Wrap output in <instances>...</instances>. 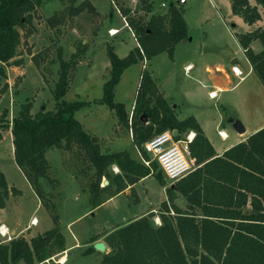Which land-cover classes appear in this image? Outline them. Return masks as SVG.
Instances as JSON below:
<instances>
[{
    "label": "trees",
    "instance_id": "trees-1",
    "mask_svg": "<svg viewBox=\"0 0 264 264\" xmlns=\"http://www.w3.org/2000/svg\"><path fill=\"white\" fill-rule=\"evenodd\" d=\"M65 1L69 3V17L86 10L94 15L99 14L90 0H82L78 4L76 0ZM229 1L231 12L240 16L245 23L252 25L260 20L258 6L250 4L249 0ZM111 2L126 18L138 46L120 57L114 46L107 43L110 71L102 85L101 97L93 101L64 99L70 86V72L75 69L79 53H72L71 58L65 60L59 48L60 69L53 91L55 108H41L32 114V103L26 101L11 120V127L9 122L4 126L10 127L13 135L16 164L46 209L49 207L44 202L41 180L50 178L47 152L51 149L75 150L87 162V168L94 170V180L89 184L90 209L124 191L157 168V162H152L150 168L134 159L127 150L102 151L98 137L84 128L75 113L91 103L104 104L114 110L119 123L129 127L124 104L114 98L122 73L131 65L163 51L172 54L175 45L188 37L184 10L170 3L164 13H152L151 2L139 0L142 6L140 11L144 13L137 15L139 10L131 9L128 0ZM256 2L264 13V0ZM41 4L42 0H0L1 76H6V65L19 66L23 63L22 58L11 60L16 56L21 42L19 29L23 30L24 35H30L34 13ZM55 19L49 18L51 26L62 22L63 16L60 20ZM234 36L264 85V27L235 31ZM255 42L259 44L257 49L252 45ZM80 44L83 45L82 42ZM37 57L33 56V61L39 66ZM3 87L6 89L7 84ZM7 112L5 110L4 113ZM144 116L152 121L160 120L155 133L177 129L176 140L179 133L193 131L195 134L188 148L196 165L201 166L177 180L174 186L167 187L168 200L162 203L160 225H156L153 214L148 213L107 232L104 239L110 250L103 256V264H264V127L228 148L221 156H216L196 118L190 115L178 119L145 68L140 74L129 127L138 144L154 135L151 124L142 121ZM114 166L119 172H112ZM104 177L108 184L100 186ZM155 177L164 183L161 171L156 172ZM176 190L185 197V208L175 203ZM10 193L18 195L20 190L8 186L0 169V208L6 206ZM246 207H249L248 211L244 210ZM197 208L200 214L196 212ZM170 209L174 214L170 213ZM50 215L54 226L45 232L29 240L18 236L5 243L0 242V264H17L20 261L37 264L56 251H64L65 238L60 230L59 217L54 211ZM87 251L96 250L90 245Z\"/></svg>",
    "mask_w": 264,
    "mask_h": 264
},
{
    "label": "rangeland",
    "instance_id": "rangeland-1",
    "mask_svg": "<svg viewBox=\"0 0 264 264\" xmlns=\"http://www.w3.org/2000/svg\"><path fill=\"white\" fill-rule=\"evenodd\" d=\"M81 1L76 0V4ZM90 1L99 14L94 15L86 10L78 15L69 17L67 13L69 3L67 1L42 0V4L37 6L34 13L33 31L30 35H24L23 30L19 29L21 42L17 47L16 56L11 60L22 58L23 63L19 66L14 64L6 65L4 67L6 76L4 77L0 74V169L4 170L8 182L15 184L24 192L21 200L18 201V206L10 203V208H12L11 206L17 207L16 211L11 209V215H16L21 223L28 221L32 214L37 217H42L45 214L44 209H38L34 212L36 199L30 193L21 172L16 169L13 158L14 153L12 154L13 135L10 130L11 120L17 114L21 104L30 101L32 103V114H35L41 108L47 110L55 108L53 91L60 69L59 48L65 60H69L72 53H79L76 58L75 69L70 72V86L64 95L66 101L77 99L93 101L101 97L102 85L107 80L110 71L109 58L106 52L107 43L114 46L115 52L120 57L126 56L129 50L135 48V42L127 27H125L119 10L114 8L111 0ZM150 1L152 13H163L170 3L177 0ZM163 2H165V5H162ZM249 2L252 5H257L261 12V18L255 22V27H264L263 9L257 4L256 0H249ZM179 3L178 5L182 6ZM127 4L131 9L135 10L137 8L136 10H139L137 15L144 13L140 11L142 6L139 0H128ZM183 8L187 17L188 28L190 29L189 37H192V40H190V55L198 52V48L202 45L204 53L201 58L211 68L215 64L221 63V61L224 63L229 62V57L233 54L238 59L239 66L245 62L244 56L239 51H235V43L226 35L225 28L234 32L248 29L243 19L231 12L229 0H187ZM62 16V22L55 26L50 25L49 18L56 17V19L60 20ZM218 16L224 19V26L218 20ZM111 29H118V32L110 34ZM81 42L83 45L80 44ZM204 43L205 46H203ZM177 46L180 45L178 44ZM181 47H176L175 51L173 50L174 55L173 52L170 55L165 51L160 55L149 58L150 61L146 63L145 68L149 72L153 71L156 82H158V84H155L159 91L162 92V95L164 90L163 97L167 98L168 101L171 100L172 104L179 107L177 114L180 119L183 118L184 113L190 111L188 109L190 106L185 103L186 99L183 92H181V88L185 87V83H192L187 85L193 90H197L200 87L196 81L190 80L183 75L180 63L183 60H187L189 53L186 50L183 51L184 49H181ZM258 47L259 44L256 43L255 49ZM224 49L226 50L225 53L222 52ZM33 56H38L39 66L34 63ZM172 59L176 61L174 62ZM142 61L144 62L145 59ZM140 69V64H133L127 68L115 88V101L124 104L128 112L129 127L132 124V110L140 81L139 74L144 68ZM206 74L204 73V77H206ZM5 84H7L6 89L3 87ZM251 90L253 92L258 91L254 84L246 81L236 90L224 92L223 98L225 100L228 98L234 99L240 93L245 100V96ZM201 93L206 94L201 96L202 99L197 102V106L204 109L214 108L216 100H210L206 96V89L204 92L202 89ZM258 95L259 101L255 106L260 109L263 97L260 92H258ZM5 110L8 111L6 114L4 113ZM75 117L79 121H83L86 126L84 128L89 133L97 134L102 151L127 150L134 159L143 164L144 161H149L150 164L151 161L156 162L153 160L151 153L146 151L147 139L140 141L139 144L135 143V135L131 129L127 125L119 123L114 110L106 105L91 103V105L76 111ZM142 121L145 124H151L153 128L152 134L156 132L155 129L160 125V120L152 121L145 116ZM8 122L10 127L4 128ZM190 133L187 131L181 132L179 140H186L187 135ZM183 145L184 143H180V146L183 147ZM47 153L50 178L41 180L44 202L49 207V210L47 209L48 215L45 214L48 218L47 225L48 229L54 226L50 215V212L54 211L59 217L60 230L62 234H65L68 244L74 240L72 232L78 237L80 243H83V240L88 239L89 235L95 231H102V238H105L103 234L107 230L104 229L118 226L125 220L136 218V213L142 208V206L137 204L138 193L144 194V191L138 192V190L146 188L147 194L150 196H152L151 194L155 195V191L160 190L158 179L149 178L143 183L137 184V188L126 189L129 192L119 194L104 205L98 206L93 211L84 214L90 207L89 184L94 180V170L87 168V162L75 150L71 152L62 148H54ZM195 167L193 166V169ZM158 171H161L164 181V183L162 182V192L158 199L148 197L150 203L147 202L149 207L146 209L147 213L153 214L152 219L154 222V218L163 210L162 202L167 198L165 190L171 185L174 186L177 181L168 180L158 164L157 168L150 173V176L154 177ZM112 172H119V169L114 166ZM105 180L107 179L104 177L100 186L105 185ZM176 196V203L183 208L186 207L187 201L184 196L179 192H177ZM145 203L146 201L143 200L142 204ZM152 208L153 211H150ZM29 239L28 237L27 240ZM66 246L68 245L65 243ZM65 252L67 260L63 264H103L104 252H88L86 247L71 248L70 246L66 247L64 251L54 252L50 256L54 259L45 264H62L58 259L65 255ZM68 252L71 253L68 254ZM20 264H25V262L21 261Z\"/></svg>",
    "mask_w": 264,
    "mask_h": 264
},
{
    "label": "crops",
    "instance_id": "crops-1",
    "mask_svg": "<svg viewBox=\"0 0 264 264\" xmlns=\"http://www.w3.org/2000/svg\"><path fill=\"white\" fill-rule=\"evenodd\" d=\"M148 1L151 2L150 0H148ZM186 2H187V0H185V2H183V3H179V0H177L176 2H173V3H175L177 5L179 3L182 6H180V5H178V6L183 8V5ZM163 3L165 4V2H163ZM183 10H184V8H183ZM116 12H117V10H116ZM183 16H184V19H185V22H186V25H187L188 37L186 38V41H183V40L179 41L175 45L174 51H175L176 47L183 46V47H181V49H184L183 51L186 50L187 53H189V55H190V40H187L189 38V36H190V31H189L190 29L188 28L187 17H186V14H185L184 11H183ZM217 18L220 21V23L224 26V19L221 18V16H218ZM255 25H256L255 23L252 24V25L247 24V28H248L247 30L246 29L242 30V31L239 30L237 32H245V31L252 30V28H254ZM127 29H128V27H127ZM225 30H226L227 37L229 39H231V41H233L235 43V45H234L235 51L236 52L239 51L244 56V59H245L244 61L245 62H243L241 64V66L238 65V61H237L238 59L235 58L234 54H233V55H231L229 57V59H230L229 62H227V63L225 62L224 63V62L221 61V63H218V64L214 65V67H213L214 69L211 68L210 65H208L207 63H204L203 62V58H201V56H203V53H204V48L202 47V45H200V47L198 48V52H194L190 56L188 55L187 60H183L180 63L181 66H182L183 75H185L190 80L196 81V83L200 86V87L197 88V90L196 89L193 90V89H190L189 85H187V84L191 85L192 83H185V87L181 88V92H183L184 97L186 99L185 103L190 106L188 108L190 111L188 113H184L182 119H184V118H186V117H188L190 115H193L196 118V120L198 121L199 125L201 126L205 136L207 137V139L209 140V142L213 146L216 156H221L228 148L232 147L233 145H235V144H237V143H239L241 141H244L249 135H251L252 133L256 132L260 128L264 127V105H262V104H264V85L262 84V82L259 79L258 75L254 72V70L252 68V65L249 63L248 59L246 58V56L244 54V50L238 44V42H237V40H236V38L234 36V31L227 30L226 28H225ZM128 31L131 34V36H132V38H133V40L135 42V47H136V45L138 46V42H137L134 34H132V32L129 29H128ZM191 40H192V37H191ZM178 44L180 46H177ZM252 45L255 46L256 42L253 43ZM203 46H205V43L203 44ZM163 52H165V51H163ZM163 52H161V53H163ZM222 52L225 53L226 50L224 49ZM161 53H159L157 55H160ZM157 55H155V56H157ZM173 55H174V52H173ZM149 61H150L149 59H145L144 62L141 61V62L136 63V64H140L141 65V69H142V67L146 68V63H149ZM173 61L175 62L176 60L174 59ZM143 64H144V66H143ZM109 65H110V62H109ZM233 65H236L242 71V76H243L242 79L239 80V78H237L233 74V72L231 70V67ZM188 66L189 67L191 66V67L188 68V70L186 71V68ZM150 73H151V76H152L154 82L156 84H158V82H156V79L154 77L153 71L150 72ZM204 73H207L206 77H204ZM214 73H218V74H214ZM139 78H140V74H139ZM246 81L250 82L251 84H254L258 91L253 92V90H251V92L248 93L245 96V98H246L245 100L243 99V96L240 95V93H239L238 97H236L234 99L233 98H228V99L225 100L223 98V93L224 92L236 90L242 83H244ZM201 88L203 89V92L206 89V92H207L206 96H208V98L210 100L211 99L212 100H216L214 102V105H215L214 108H209V109L206 108V109H204V108H200V107L197 106V102H199L202 99L201 96L206 94V93H204V94L201 93V90H202ZM209 91H216V96L214 98L210 97L209 96ZM258 92H260L261 96L263 97L262 98L263 103L261 104L260 109L257 106H255V104H257V102L259 101ZM163 95H164V90H163ZM163 98L167 101L169 106L172 108L175 116L178 118L177 110L179 109V107L177 105L172 104L171 100L168 101L167 98H165V97H163ZM253 106H255V107H253ZM132 112H133V110H132ZM230 116H233L234 118H237V119H239L242 122V124H243V126L245 128L244 133H238L233 128V126L230 123L227 122V118L230 117ZM178 119H180V118H178ZM80 122L82 123L83 126H85L82 120H80ZM225 122H227V124H225ZM85 128H86V126H85ZM88 130H90V129H88ZM174 130H177V129H173V130L169 129V130H165V131H168V132L171 131L174 134ZM165 131H162V132H165ZM218 131H224L226 133V137H224V138L221 137L219 135ZM187 132H191V134H193V136L195 134L193 131H187ZM92 134H94V133L92 132ZM154 134H157V133H154ZM177 134H178V130H177ZM176 135L174 134V137ZM179 136H180V133H179ZM11 148H12V154H13V148H14L13 147V143H12ZM189 156H190V152H189ZM13 158H14V156H13ZM47 159H48V162H49L48 153H47ZM193 163H194V167H195V165H196L195 161H193ZM198 166H201V165L197 164L196 167H198ZM15 167H16V169L18 171L21 172L22 176L24 177V179L26 181L25 183L29 187L30 193L36 199V207L34 209V212L36 210H38V209H44V211H45L44 213L46 215H48V210L44 207V205L42 204L41 199L38 197V195L34 191V189L31 186V184L25 178L23 172L18 167L16 162H15ZM1 171L4 173V170L1 169ZM4 175L6 177L5 173H4ZM149 178H157V177H155V176L152 177L149 174L148 176H145V177L141 178L137 183H135L133 185H129L126 189H132L133 187L137 188V184L143 183L146 179H149ZM157 179H158V183H159L158 186L160 187V190L155 191L156 192L155 195L151 194L152 196H150L149 194H147V189L146 188H144L143 190H138V192H143L144 191V194L138 193V198L139 199H138V203L137 204L139 206H142V208L140 209L139 212L136 213L137 214L136 218L148 214L147 211H146V209L149 207V204H147V202L150 203L148 201V197H152L154 199H158L160 197L161 192H162V182L160 181L159 178H157ZM6 180H7V178H6ZM7 183H8L9 187L14 186L18 190H20V194L17 195V196H13L10 193L9 198L6 201V206L4 208H0V224H5V226H7L9 228L11 233L14 234V237L23 236V237H25L27 239H28V237L31 238V237H33V236H35L37 234H41V233L45 232L46 230H48V228H49L48 225H47L48 224V220H47L48 218H47V216L45 214H43L42 217H37L35 214H32L30 216L29 220L26 221L25 223H23V222L21 223V221L18 220L16 215H14V214L11 215V213H10L11 209L16 211L17 207L11 206L12 208H10V203H14V204H16V206H18V201L21 200V197L23 196L24 192H22V189H20L15 184H12V183L8 182V180H7ZM126 189L124 191L118 193L117 195L123 194L124 192L125 193L129 192ZM165 192H167V189L165 190ZM176 192H179V191L176 190ZM117 195H114L113 197H115ZM113 197L108 198L101 205H104L106 202H108ZM167 198L164 201H167L168 200ZM176 199H177V196H176ZM176 199H175V203H176ZM143 200L146 201L145 204H142ZM101 205H99V206H101ZM97 207H95V208H97ZM179 207L183 208L181 206H179ZM90 208H91V206L87 209V211H85L84 214H87L90 211H93L95 209V208L94 209H90ZM248 209H249V207H246L244 210L248 211ZM150 211H153V208ZM196 212L198 214L201 213L199 208L196 209ZM170 213L174 214L172 209H170ZM198 216H200V215H198ZM34 217L37 218L38 222H37L36 225H31L30 224V220H31V218H34ZM157 217H159V219H160V214L158 216H156L154 219H156ZM128 220H130V219H128ZM128 220L123 221V223L127 222ZM160 223L159 224L155 223V224L156 225H160ZM115 227L104 229V230H107V231L103 235H105L107 232L113 230ZM72 234H73L74 240H73L72 243L68 244L66 236L63 233V236L65 238V243H66V245H68L66 247L70 246L71 248H75V247H86V248H88L90 245H93V243L95 241H98V240H102V241H104L106 243L105 239L102 238L103 237L101 235L102 231L93 232L92 234L89 235L88 239L83 240V243H80L78 237L73 232H72ZM93 237H97V238H96V240L91 242L90 240ZM82 245H84V246H82ZM109 250H110V248L108 247V245L106 243V250L104 251V254L109 252ZM20 263H21V261L19 263H17V264H20Z\"/></svg>",
    "mask_w": 264,
    "mask_h": 264
},
{
    "label": "built area",
    "instance_id": "built-area-1",
    "mask_svg": "<svg viewBox=\"0 0 264 264\" xmlns=\"http://www.w3.org/2000/svg\"><path fill=\"white\" fill-rule=\"evenodd\" d=\"M179 2L183 3L185 0H179ZM162 5H165L162 3ZM121 14V13H120ZM122 16V15H121ZM122 19L124 21V25L128 27V29L133 33V31L130 29L128 22L124 16H122ZM118 32V29H111L110 34H115ZM191 67V66H190ZM189 66L186 68V71ZM231 70L233 74L240 79L243 78L242 71L236 66L233 65L231 67ZM209 96L214 98L216 96V91H210ZM219 135L221 137H226V133L224 131H218ZM193 138V134H188L186 140H179L175 139L174 134L170 131L160 132L157 134H154L146 141V151L151 153L153 160L157 162V164L162 169L165 177L170 181L179 180L180 178L187 175L189 172L193 170L194 166V159L189 156V149L188 144ZM180 143H184L183 147L180 146ZM152 163V161H151ZM144 164L146 166H149L151 168V164L149 161H144ZM38 222L37 218H31L30 224L36 225ZM159 217L155 219V223H160ZM12 238H14V234L11 233L9 228L5 226V224H0V242H8ZM67 252V251H66ZM65 252V255L67 257V254ZM51 259H54L52 257L46 258L41 263H48ZM60 262V258L58 259ZM37 263V264H41ZM64 263V262H60Z\"/></svg>",
    "mask_w": 264,
    "mask_h": 264
},
{
    "label": "water",
    "instance_id": "water-1",
    "mask_svg": "<svg viewBox=\"0 0 264 264\" xmlns=\"http://www.w3.org/2000/svg\"><path fill=\"white\" fill-rule=\"evenodd\" d=\"M187 40H191V38L189 37ZM183 41H186V39H183ZM227 122L230 123L238 133H244L245 128L239 119L230 116L227 118ZM174 134H177V130H174ZM104 183L105 185L108 184V180H105ZM93 247L97 251L104 252L106 250V243L102 240H98L93 243ZM68 254H70V252H68Z\"/></svg>",
    "mask_w": 264,
    "mask_h": 264
},
{
    "label": "bare ground",
    "instance_id": "bare-ground-1",
    "mask_svg": "<svg viewBox=\"0 0 264 264\" xmlns=\"http://www.w3.org/2000/svg\"><path fill=\"white\" fill-rule=\"evenodd\" d=\"M67 260L66 255L60 257V262H65Z\"/></svg>",
    "mask_w": 264,
    "mask_h": 264
}]
</instances>
